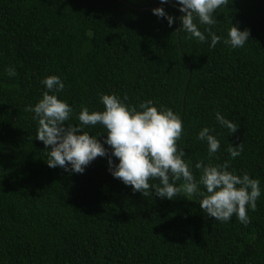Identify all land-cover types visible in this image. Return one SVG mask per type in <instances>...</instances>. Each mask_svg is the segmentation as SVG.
I'll list each match as a JSON object with an SVG mask.
<instances>
[{
	"label": "trees",
	"instance_id": "trees-1",
	"mask_svg": "<svg viewBox=\"0 0 264 264\" xmlns=\"http://www.w3.org/2000/svg\"><path fill=\"white\" fill-rule=\"evenodd\" d=\"M155 7L177 17L171 27ZM181 15L160 0H0V264H264V0L217 9L215 48L210 38L175 32ZM230 22L250 30L243 48L224 44ZM49 75L65 84L57 96L73 108L67 123L79 124L85 106L103 111L102 94L170 108L183 123L177 143L190 164L229 161L230 171L260 180L250 223L236 215L218 222L195 196L133 192L105 157L82 174L49 168L38 121L25 111ZM218 111L239 125L234 134L216 121ZM203 127L220 141L211 160L197 139ZM239 142L243 152L231 158L227 149Z\"/></svg>",
	"mask_w": 264,
	"mask_h": 264
},
{
	"label": "clouds",
	"instance_id": "clouds-1",
	"mask_svg": "<svg viewBox=\"0 0 264 264\" xmlns=\"http://www.w3.org/2000/svg\"><path fill=\"white\" fill-rule=\"evenodd\" d=\"M170 2L182 13L180 27L174 31L186 32L201 43L210 38L209 47L215 48L222 37L213 32L211 26L218 22L217 9L228 7L231 0H160L162 5ZM151 11L158 18H165L169 27L177 19L163 7ZM230 24L224 44L233 49L243 48L250 38V30ZM200 26H204L203 31ZM5 72L9 77L17 75L14 67H8ZM41 83L46 89L42 98L34 106H26L25 111L33 113V119L38 121L35 139L47 150L49 168L60 167L68 173L82 174L96 158L105 157L110 174L131 186L133 192L144 197L154 192L156 197L168 200L195 196L202 212L218 222H228L236 215L241 224L250 223L248 209L257 208L260 180L251 178L248 173L237 175L230 171L229 161L206 164L197 160L190 164L185 158V149L177 143L184 132L183 123L170 108L158 110L151 100L140 102L137 108L126 103L127 96L121 99L116 94H102L103 111L90 112L85 106L78 114L79 124H71L67 122L73 108L57 96L65 89L64 82L57 75H49ZM215 119L230 134L239 128L219 111ZM97 126L103 131L95 135L84 130ZM213 132L214 129L203 127L197 136L198 140L206 142L210 160L220 149V141ZM102 136L103 143L98 138ZM243 148V143L239 142L227 151L231 158H236ZM112 157H116L117 162ZM193 169L198 170V177ZM152 180L159 183L152 184Z\"/></svg>",
	"mask_w": 264,
	"mask_h": 264
}]
</instances>
